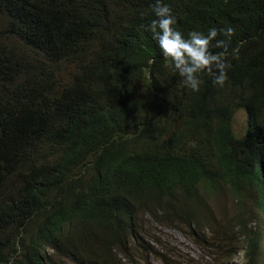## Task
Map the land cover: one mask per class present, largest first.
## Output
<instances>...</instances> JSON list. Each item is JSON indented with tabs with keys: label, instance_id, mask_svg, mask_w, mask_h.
<instances>
[{
	"label": "trees",
	"instance_id": "16d2710c",
	"mask_svg": "<svg viewBox=\"0 0 264 264\" xmlns=\"http://www.w3.org/2000/svg\"><path fill=\"white\" fill-rule=\"evenodd\" d=\"M153 2L0 0V264H264V0H166L185 35L235 29L226 86L199 92ZM142 217L199 253L154 252Z\"/></svg>",
	"mask_w": 264,
	"mask_h": 264
},
{
	"label": "clouds",
	"instance_id": "9594fccd",
	"mask_svg": "<svg viewBox=\"0 0 264 264\" xmlns=\"http://www.w3.org/2000/svg\"><path fill=\"white\" fill-rule=\"evenodd\" d=\"M151 8L155 18L148 26L149 30L158 41L164 57L171 61L170 67L182 78L183 85L199 92L204 83L202 75L206 73L213 86L225 87L232 66L229 56L238 58L240 52L239 48L229 51L235 29L231 26L211 27L207 33L193 30L185 35L176 27L177 17L166 0H154ZM213 41L215 47L223 51H211Z\"/></svg>",
	"mask_w": 264,
	"mask_h": 264
},
{
	"label": "rangeland",
	"instance_id": "374dc122",
	"mask_svg": "<svg viewBox=\"0 0 264 264\" xmlns=\"http://www.w3.org/2000/svg\"><path fill=\"white\" fill-rule=\"evenodd\" d=\"M70 72V69H64L63 73ZM247 125V116L244 110H237L233 117L232 130L237 137L245 133ZM137 231L140 233L144 243L154 252L165 256L171 260L172 253L188 254L187 256L195 257L199 251L190 245L178 232L169 229L161 224L154 222L147 217H142L138 220ZM142 252H138L137 256H141ZM147 255L149 264H163L158 257ZM178 263V261H176ZM182 264V262H180ZM234 264H243V255L239 254L238 258L233 261Z\"/></svg>",
	"mask_w": 264,
	"mask_h": 264
}]
</instances>
